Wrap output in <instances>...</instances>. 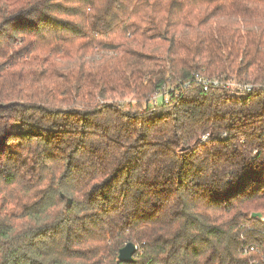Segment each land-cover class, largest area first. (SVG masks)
Wrapping results in <instances>:
<instances>
[{"label":"trees","instance_id":"16d2710c","mask_svg":"<svg viewBox=\"0 0 264 264\" xmlns=\"http://www.w3.org/2000/svg\"><path fill=\"white\" fill-rule=\"evenodd\" d=\"M259 211L264 0H0V264H264Z\"/></svg>","mask_w":264,"mask_h":264},{"label":"built area","instance_id":"2783aa9c","mask_svg":"<svg viewBox=\"0 0 264 264\" xmlns=\"http://www.w3.org/2000/svg\"><path fill=\"white\" fill-rule=\"evenodd\" d=\"M196 81L203 85L204 90H206L209 85L213 87L220 85L219 79H215V78L211 80H207V79H201L197 77ZM222 84H224L228 90L235 92V93L236 92H249L257 88L256 85H253L250 83L237 82L233 79H228L226 82ZM157 98L158 99L163 98L164 101L166 102L168 100V90H164L163 92H159V93H154L150 99L151 101L155 102Z\"/></svg>","mask_w":264,"mask_h":264},{"label":"water","instance_id":"95a60500","mask_svg":"<svg viewBox=\"0 0 264 264\" xmlns=\"http://www.w3.org/2000/svg\"><path fill=\"white\" fill-rule=\"evenodd\" d=\"M63 197V195H62ZM67 205L71 204V200L67 199ZM251 217L257 218L261 221L264 220V211L253 212ZM137 246L131 242L125 244L118 252V260L122 263H131L134 260V255L136 253Z\"/></svg>","mask_w":264,"mask_h":264},{"label":"rangeland","instance_id":"374dc122","mask_svg":"<svg viewBox=\"0 0 264 264\" xmlns=\"http://www.w3.org/2000/svg\"><path fill=\"white\" fill-rule=\"evenodd\" d=\"M94 58H95V59H98L99 56H95ZM158 100H159V102H161V98H159ZM151 102H153V101H151Z\"/></svg>","mask_w":264,"mask_h":264}]
</instances>
